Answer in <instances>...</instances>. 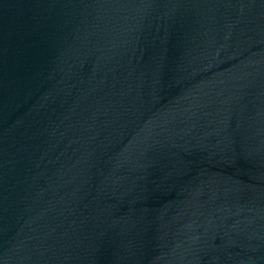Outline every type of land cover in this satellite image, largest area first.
Listing matches in <instances>:
<instances>
[{
  "label": "water",
  "instance_id": "obj_1",
  "mask_svg": "<svg viewBox=\"0 0 264 264\" xmlns=\"http://www.w3.org/2000/svg\"><path fill=\"white\" fill-rule=\"evenodd\" d=\"M0 264H264V0H0Z\"/></svg>",
  "mask_w": 264,
  "mask_h": 264
}]
</instances>
